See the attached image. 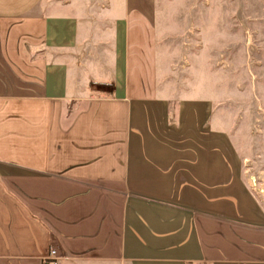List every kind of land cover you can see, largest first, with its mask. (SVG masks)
Listing matches in <instances>:
<instances>
[{
    "label": "crops",
    "instance_id": "1",
    "mask_svg": "<svg viewBox=\"0 0 264 264\" xmlns=\"http://www.w3.org/2000/svg\"><path fill=\"white\" fill-rule=\"evenodd\" d=\"M156 14L0 0V264H264L253 163L160 92Z\"/></svg>",
    "mask_w": 264,
    "mask_h": 264
},
{
    "label": "rangeland",
    "instance_id": "2",
    "mask_svg": "<svg viewBox=\"0 0 264 264\" xmlns=\"http://www.w3.org/2000/svg\"><path fill=\"white\" fill-rule=\"evenodd\" d=\"M156 29L160 92L203 101L212 107L208 124L219 122L226 137L240 134L243 156L254 166L243 173L261 194L264 0H157Z\"/></svg>",
    "mask_w": 264,
    "mask_h": 264
},
{
    "label": "built area",
    "instance_id": "3",
    "mask_svg": "<svg viewBox=\"0 0 264 264\" xmlns=\"http://www.w3.org/2000/svg\"><path fill=\"white\" fill-rule=\"evenodd\" d=\"M43 264H59V259L56 256V252L52 251L49 259L45 261Z\"/></svg>",
    "mask_w": 264,
    "mask_h": 264
}]
</instances>
